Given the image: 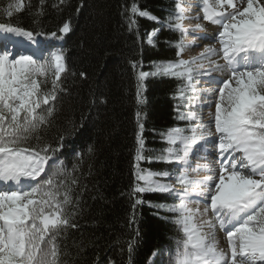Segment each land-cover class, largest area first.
<instances>
[{
    "label": "snow or ice",
    "instance_id": "obj_1",
    "mask_svg": "<svg viewBox=\"0 0 264 264\" xmlns=\"http://www.w3.org/2000/svg\"><path fill=\"white\" fill-rule=\"evenodd\" d=\"M40 4L33 21L37 25L44 15V0ZM195 6L204 21L217 26L218 34L186 42L189 31L203 28L200 23L191 29L184 26L185 20L200 18L187 15ZM22 8L15 0L3 10L9 19L0 18V264H61L59 237L77 227L80 197L76 190L83 154L77 153L69 169L56 156L62 143L58 147L42 143L39 133L52 126L54 102L63 91L61 75L67 67L64 50L45 48L41 38L63 40L72 28L69 20L51 32L13 25V11ZM125 12L130 31L138 27L136 17L158 21L135 2ZM163 23L180 33L176 59L154 62V71L136 73L137 103L143 102L141 90L147 77L181 80L177 98L186 102L188 111L178 118L187 126L162 134L167 147L157 159L174 163L175 172L142 169L140 162L152 158L143 154L144 125L140 112L136 113L131 195L169 193L177 201L167 205V211L175 214L182 237L169 250L168 264H264V0H199L198 5L187 7L177 0ZM196 39L215 43L182 58L186 49L198 47ZM131 63L135 70L137 63ZM201 78L213 86L199 88ZM197 103L210 109L207 120L192 110ZM76 130L73 124L60 140ZM201 152V159H213L193 167L190 157ZM157 177L174 183H162ZM141 203L136 199L133 209ZM218 231L225 234L226 249L219 246ZM128 247L131 251L132 245Z\"/></svg>",
    "mask_w": 264,
    "mask_h": 264
},
{
    "label": "trees",
    "instance_id": "obj_2",
    "mask_svg": "<svg viewBox=\"0 0 264 264\" xmlns=\"http://www.w3.org/2000/svg\"><path fill=\"white\" fill-rule=\"evenodd\" d=\"M20 2L23 8L13 12V25L51 32L69 20L72 28L59 47L64 50L67 71L61 75L63 91L54 102L53 123L39 133L42 143L53 147L63 144L56 156L69 169L77 153L83 154L76 190L80 197L75 209L77 227L68 228L59 237L61 264H168L169 250H174L182 237L174 223L175 214L167 211L174 198L159 192L133 197L131 190L135 182L136 113L140 112L144 125L143 154L152 158L151 162L141 161L140 168L154 172L174 171L173 163L157 159L167 147L162 134L187 123L178 118L185 107L177 98L181 80L147 77L141 90L143 102L137 103L136 73L154 71V62L176 59L180 33L163 22L174 12L177 0H65L63 4L44 0L39 25L33 21L40 0ZM133 2L158 21L136 17L138 27L130 31L125 10ZM10 3L14 1L0 0V18L9 19L3 10ZM56 4L59 7H53ZM152 32L157 34L149 45L148 34ZM133 61L137 63L135 70ZM73 124L77 130L61 141L60 136L71 132ZM136 199L143 203L133 209Z\"/></svg>",
    "mask_w": 264,
    "mask_h": 264
},
{
    "label": "rangeland",
    "instance_id": "obj_3",
    "mask_svg": "<svg viewBox=\"0 0 264 264\" xmlns=\"http://www.w3.org/2000/svg\"><path fill=\"white\" fill-rule=\"evenodd\" d=\"M12 1L15 2V0H12ZM182 2H183V4H184V6L187 7L189 4H192V5H198L199 0H182ZM245 3H246V0H245ZM13 12L15 13V11H13ZM187 15L190 16V17H197V16L200 17L199 19H193V22H194L195 24H196V23H200V24L203 26L202 30H200V31H201V33L203 32L204 35L212 36V35L218 34V28H217V26L212 25V24H210L209 22L203 20V18H202L203 14H202V12L200 11V8H199L198 6L192 7L191 10L187 13ZM194 23H193V24H194ZM193 27H194V26H193ZM188 29H190V28H188ZM196 32H198V31H196ZM196 32H191V31H189V34H188V36L186 37V42H188V41H192L193 38H195V37L203 36V35H200V34H196ZM151 34H152V42H151V43L148 42V44H150V45L153 44V40H154V38H155V36H156L157 33L153 32V33H151ZM187 38H188V39H187ZM41 40H42V45H43L45 48H47V49L58 48L59 43L61 44V41H60V40H59V41H56V40H55V41H54V40H50V41H48V40H43V38H41ZM198 40H199L198 42H200V43H199V44L195 43L196 45H198V47H197V46H193V47H191V48L186 49V50L184 51L183 55H182V58H184V59H188V57H186V55H185L186 53L189 54V53L192 52L194 55H197V54L202 50V48L204 47L205 44L215 43L214 40H212V41L207 40V39H204V40L198 39ZM147 41H148V40H147ZM194 52H195V53H194ZM190 57H191V56H190ZM190 57H189V58H190ZM205 79H206V78H201V79H200V82H199V84H198V87H199V88L202 89V88L212 87V86H213V85H210V84H206V83L204 82ZM203 85H205V86H203ZM184 106H185V107H184L183 113H187L188 108L186 107V102H184ZM192 110L195 111V112H197L198 115L202 113L204 119L207 120L208 117L205 118V116H206L205 112H209L210 109L207 107V104H206V103H205V105H204L203 108H201V107H200V104L197 103V104H195V105L193 106V109H192ZM211 111H212V112L215 111V105H214V103H213V105H212ZM186 126H187V123H186V125H184L183 127H186ZM213 130H214V129H213ZM209 151H211V149H209ZM202 154H203L202 152H201V153H196V154H193V155L190 157V161H191V164H192L193 167H195V165H196V164L194 163V161H196V160H197V161H196L197 163H205V162H209V161H211V160L213 159L212 156H209V157H208V160L205 161V160L201 159ZM173 169H176V165H175L174 163H173ZM165 178H166V177H165ZM161 181H162V183H174V180L169 179V178H167V179H165V180H161ZM0 187H2V185H0ZM177 187H179V186L177 185ZM167 194H169V193H167ZM169 195L173 196L172 194H169ZM173 198H174V197H173ZM173 200H174V203L177 202V201H175V199H173ZM218 235H219V237H217V240H218V242H219V246H220L221 248H224V247L227 248V241H226L225 234H224L223 232H219V234H218V232H217V236H218ZM225 245H226V246H225ZM223 246H224V247H223Z\"/></svg>",
    "mask_w": 264,
    "mask_h": 264
},
{
    "label": "bare ground",
    "instance_id": "obj_4",
    "mask_svg": "<svg viewBox=\"0 0 264 264\" xmlns=\"http://www.w3.org/2000/svg\"><path fill=\"white\" fill-rule=\"evenodd\" d=\"M194 22H193V19H188V20H185L184 21V26L186 27V28H192L194 25H195V23L193 24ZM196 34H200V35H204L203 34V32L201 33V31L200 30H198V32H196ZM188 39V38H187ZM199 40L198 39H196V41H195V43H197V44H199L200 42H198ZM195 53V52H194ZM186 55V57H190V56H193L194 54L191 52V53H186L185 54ZM203 86H205V85H203ZM208 113L209 112H205V114H206V116H205V118H207L208 117ZM197 161V160H196ZM196 161H194V163L195 164H197V162ZM218 234H219V231H218ZM217 237H219V235L217 236ZM226 246V245H225ZM224 247V246H223ZM225 249H226V247H224Z\"/></svg>",
    "mask_w": 264,
    "mask_h": 264
},
{
    "label": "water",
    "instance_id": "obj_5",
    "mask_svg": "<svg viewBox=\"0 0 264 264\" xmlns=\"http://www.w3.org/2000/svg\"><path fill=\"white\" fill-rule=\"evenodd\" d=\"M68 34H69V33H68ZM68 34H67V35H68ZM67 35H66V36H67Z\"/></svg>",
    "mask_w": 264,
    "mask_h": 264
}]
</instances>
